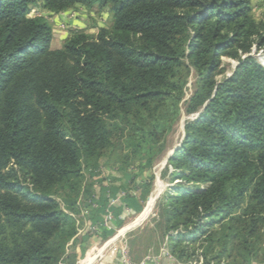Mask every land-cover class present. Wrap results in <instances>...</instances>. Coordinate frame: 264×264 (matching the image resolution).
<instances>
[{"label": "trees", "instance_id": "trees-1", "mask_svg": "<svg viewBox=\"0 0 264 264\" xmlns=\"http://www.w3.org/2000/svg\"><path fill=\"white\" fill-rule=\"evenodd\" d=\"M76 5L107 8L111 27L72 31L51 50V26L31 9ZM253 48H264V22L251 0H0V264H73L69 213L99 225L118 199L102 239L138 213L133 192L147 191L141 176L166 149L192 73L185 113L197 115L158 202L176 231L170 253L264 264V66ZM221 56L237 66L218 80ZM114 156L121 176L105 185L100 160Z\"/></svg>", "mask_w": 264, "mask_h": 264}, {"label": "rangeland", "instance_id": "rangeland-1", "mask_svg": "<svg viewBox=\"0 0 264 264\" xmlns=\"http://www.w3.org/2000/svg\"><path fill=\"white\" fill-rule=\"evenodd\" d=\"M251 6L254 18L258 21L264 22V0H251ZM36 16L45 17L51 26V50L60 49L64 40L62 39V36L65 34L69 35L72 31H82L89 35H95L99 29L109 28L112 25V17L107 8L100 9L98 7H93L87 9L80 5H76L74 8L60 14L47 13L46 11H39L36 8H32L28 17L33 18ZM250 55L255 58L262 66H264V48L261 50H256L253 48ZM220 61L222 73L217 75L216 79L218 80L230 76L237 66L236 61L224 56L220 57ZM195 79L196 76L193 73L188 78L185 95L182 103L180 104V121L178 120V122L173 127L172 132L168 134L165 151L155 159L152 166L146 169L141 176L143 182L148 185L146 193L143 192L144 195L141 193V195H143L142 197L140 193L133 192L134 194L138 195L139 204L141 205L140 211L134 214L129 212L127 217L124 218L122 225L119 227H113V234L104 239L101 238V233L99 230L97 232L90 230V225H88V221L85 220L84 215L82 214V209H80L79 213H69L75 221L77 230L75 237L71 242H69L67 246L68 254H72L74 257L73 264H88V262L91 264L93 262V264H101L104 262L105 264V259L108 258L106 256H109L110 258V255H113L109 260L111 262L113 260L117 261L122 254L133 263H139L145 258H153L155 260H159L161 263L163 259L166 258V253L172 256L176 263L202 264L204 262V258L200 253L201 250L196 251L197 255L194 257V259L188 260L186 262L176 260V258L170 253L168 245V235H175L176 231H167L163 218L161 217V214H159L158 209L159 200L162 198L168 188L173 185L169 176L170 172L173 170L167 165L168 156L170 157L173 154L172 151L174 148L181 145L184 136V123L188 120L194 119V117L197 115H187L185 113V104L194 91ZM104 164L105 159L100 160L101 166L99 168V175H97L95 179H103V183L107 185L112 182V179L121 175L118 170V166L116 165L117 160L115 156L113 157V160L110 161V166H106ZM129 164L138 165V160L130 159ZM88 176L89 172L84 170V177L87 179ZM153 192H157V196L154 198L151 211L145 216V218L141 220L142 222L140 221L138 225L131 227L132 229L129 228L126 230L125 233H123L108 247H106L105 251L102 253L103 257H97L95 259V255L97 254L98 250L105 243H107V241L112 239V237H114L120 229L127 226H132L135 220L144 212L149 198L154 194ZM57 201L60 203V205L62 204L59 200ZM110 229H112V225H110L109 230ZM101 250L102 249H100L99 252ZM111 251H113V254Z\"/></svg>", "mask_w": 264, "mask_h": 264}, {"label": "built area", "instance_id": "built-area-1", "mask_svg": "<svg viewBox=\"0 0 264 264\" xmlns=\"http://www.w3.org/2000/svg\"><path fill=\"white\" fill-rule=\"evenodd\" d=\"M118 199L116 200H112L108 206V209L106 210V214L104 216V218L102 219L101 223L99 225H90V230L93 231V232H97L98 231V228L99 227H104V228H107L109 229L110 228V222L113 220V215H112V212L109 210V207L112 206L115 202H117ZM127 213L130 212L129 210H126ZM114 238V237H112ZM108 243V241H107ZM107 243H105L100 249H102L100 252L98 251L97 254H96V258L97 257H103L102 256V253L105 251L106 247H107ZM112 254H113V251H111ZM95 258V259H96ZM166 261H168L169 263H174V264H181V263H176L175 259L168 255L166 253ZM118 262L119 264H163V263H160L158 260H155L153 258H145L144 260L140 261L139 263H133L131 262L125 255H121L120 258L118 259ZM168 264V263H166ZM193 264H196V263H193Z\"/></svg>", "mask_w": 264, "mask_h": 264}, {"label": "bare ground", "instance_id": "bare-ground-1", "mask_svg": "<svg viewBox=\"0 0 264 264\" xmlns=\"http://www.w3.org/2000/svg\"><path fill=\"white\" fill-rule=\"evenodd\" d=\"M180 121V120H179ZM183 122V121H182ZM179 125V124H178ZM183 126V125H182ZM178 127V126H177ZM180 130V129H179ZM176 132V131H175ZM182 132V131H181ZM179 135V134H178ZM158 182V181H157ZM159 185V184H158ZM160 187V186H159ZM159 191V190H158ZM157 191V192H158ZM157 192L156 193H154L150 198H149V200H148V204H147V206H146V208H145V210H144V212L135 220V222L132 224V226H127V227H124V228H122V229H120L117 233H116V235L114 236V238H112V239H110L109 241H108V243L106 244L107 245V247L112 243V242H114L118 237H120L123 233H125L126 232V230H128L129 228H131V227H133V226H135V225H138L139 223H140V221L143 219V218H145V216L151 211V208H152V206H153V203H154V198H155V196H157ZM160 192V191H159ZM142 222V221H141ZM132 229V228H131Z\"/></svg>", "mask_w": 264, "mask_h": 264}, {"label": "crops", "instance_id": "crops-1", "mask_svg": "<svg viewBox=\"0 0 264 264\" xmlns=\"http://www.w3.org/2000/svg\"><path fill=\"white\" fill-rule=\"evenodd\" d=\"M67 37H68V35L65 34V35L62 36V39L65 40ZM64 40H63V42H64ZM63 42H62V43H63ZM99 250H100V249H99ZM99 250H98V251H99ZM110 256H111L110 258H109V256H106V257H108V258L105 259V261H106L105 264H119L118 260H117V261L113 260V261L110 262L109 260L112 258L113 255H110ZM95 258H96V255H95ZM165 259H166V258H164L163 261H162L161 263H163V264H166V263H168V264H174V263H169V262L166 261ZM94 261H95V259H94ZM158 261H159V260H158ZM93 263H94V262H93ZM93 263H92V264H93ZM88 264H91V263L88 262ZM101 264H104V262H102ZM150 264H151V263H150ZM152 264H153V263H152Z\"/></svg>", "mask_w": 264, "mask_h": 264}, {"label": "water", "instance_id": "water-1", "mask_svg": "<svg viewBox=\"0 0 264 264\" xmlns=\"http://www.w3.org/2000/svg\"><path fill=\"white\" fill-rule=\"evenodd\" d=\"M179 146H180V145H179ZM179 146H178V147H179ZM178 147L174 148L173 151H172V153H173ZM168 158H169V156H168Z\"/></svg>", "mask_w": 264, "mask_h": 264}]
</instances>
